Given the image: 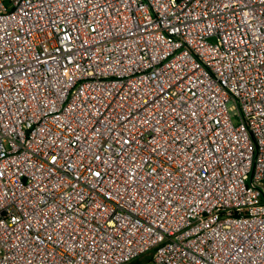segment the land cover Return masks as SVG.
Instances as JSON below:
<instances>
[{"label":"built area","instance_id":"obj_1","mask_svg":"<svg viewBox=\"0 0 264 264\" xmlns=\"http://www.w3.org/2000/svg\"><path fill=\"white\" fill-rule=\"evenodd\" d=\"M264 264V0H0V264Z\"/></svg>","mask_w":264,"mask_h":264},{"label":"trees","instance_id":"obj_2","mask_svg":"<svg viewBox=\"0 0 264 264\" xmlns=\"http://www.w3.org/2000/svg\"><path fill=\"white\" fill-rule=\"evenodd\" d=\"M151 260L148 256L142 257L141 259L135 260L130 262L129 264H146L149 263Z\"/></svg>","mask_w":264,"mask_h":264}]
</instances>
